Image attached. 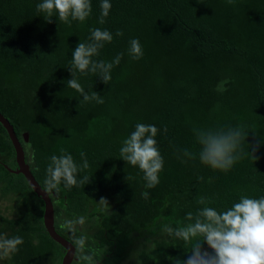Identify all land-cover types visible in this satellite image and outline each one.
<instances>
[{
	"label": "trees",
	"instance_id": "16d2710c",
	"mask_svg": "<svg viewBox=\"0 0 264 264\" xmlns=\"http://www.w3.org/2000/svg\"><path fill=\"white\" fill-rule=\"evenodd\" d=\"M39 2L0 0V112L14 125L41 185L50 157L60 149L77 165L83 163L80 153L86 154L89 168L77 179L88 176L89 182L71 189L61 183L52 197L57 229L70 240L73 231L85 236L84 250L103 255L94 257L96 264H157L155 259L173 264L196 242L177 238L175 230L195 223L200 209L225 210L241 196L264 197V143L255 154L251 146L264 141V0H110L104 24L101 0H91L84 22L70 24L55 17L47 22L36 10ZM93 28L113 36L110 43L101 42L94 61L112 62L123 53L108 84L100 68L75 74L102 104L83 102L67 87L74 78L72 50L79 42L95 43ZM131 39L140 41L139 59L128 53ZM137 123L158 129L164 167L151 189L138 166L120 156ZM237 127L246 134L240 159L227 171L201 163V137ZM0 160L2 195L21 202L18 215H0V233L23 238L0 264H62L65 250L44 225V200L23 174L6 167L18 165L1 122ZM127 175L133 179L127 181ZM101 197L109 203L101 205ZM200 198L208 202L200 204ZM81 216L84 225L66 227ZM149 243L153 252L147 251Z\"/></svg>",
	"mask_w": 264,
	"mask_h": 264
},
{
	"label": "clouds",
	"instance_id": "9594fccd",
	"mask_svg": "<svg viewBox=\"0 0 264 264\" xmlns=\"http://www.w3.org/2000/svg\"><path fill=\"white\" fill-rule=\"evenodd\" d=\"M111 7L110 0H101L100 24L105 23ZM36 10L43 13L44 19L49 23L55 17L58 21L70 24L71 21L77 20L84 22L91 14L92 5L91 0H40ZM90 33L95 43L79 42L72 50L70 64L74 78L67 81V87L80 93L83 96V102L95 100L102 104L104 101L98 93L92 92L88 95L85 92L81 83L75 78V74L76 72L87 74L89 71L96 73L97 68H100L103 73V82L108 84L112 79L111 69L114 65L120 64L123 53L118 54L112 62L94 61L92 57L98 54L99 48L104 46L101 42L110 43L113 36L110 31L100 28L90 29ZM116 34L122 33L118 31ZM128 53L133 59H139L142 56V46L138 39L129 41ZM157 133L158 129L155 125L137 123L135 130L123 140L120 148L121 158L127 164L138 166L143 172L145 187L149 189L159 184L158 174L164 167V160L155 139ZM245 135L244 129L237 127L230 129L226 134L202 136L200 139L202 147L199 151L201 163L213 169L229 170L240 159L238 150L242 152L241 142L245 139ZM261 143L264 141L251 144L253 154L258 151ZM60 153L50 157L45 170V179L41 186L48 195H52L53 191L58 193L61 183L65 188L71 189L78 184L84 185L90 179L88 176L77 179L79 171L89 168L85 153H80L82 165H77L73 156L65 149H60ZM33 158H35L34 152ZM125 179L129 181L133 177L127 175ZM148 195V192L143 193L145 199ZM207 202L205 198L198 200L200 204ZM99 203L106 205L109 202L107 198L101 197ZM186 218L192 220L193 214L188 212ZM85 219L81 216L75 220H68L66 227L73 229L76 224L84 225ZM162 228L169 236L173 235V229L167 224L162 225ZM175 236L185 242L193 239L196 242L185 256L174 259L173 264H264V197L257 199L241 196L239 202L225 210L203 207L199 210L195 223L177 228ZM199 238H202V241ZM22 243L23 238L20 236L8 237L0 233V259L16 252ZM71 244L75 246L73 257L77 264L82 262L96 264L93 255L84 252L85 236H76L73 231ZM205 244L207 248L204 247Z\"/></svg>",
	"mask_w": 264,
	"mask_h": 264
},
{
	"label": "water",
	"instance_id": "95a60500",
	"mask_svg": "<svg viewBox=\"0 0 264 264\" xmlns=\"http://www.w3.org/2000/svg\"><path fill=\"white\" fill-rule=\"evenodd\" d=\"M0 122L7 130L9 137L13 143L16 152V162L18 167L13 169L6 165V167L14 172V173H21L25 176L26 180L28 181L30 187L33 191L44 200L45 209H44V225L49 233V235L60 245L63 246L65 250V254L62 258V264H73L74 257L73 253L75 252V246L71 244V240L63 235L56 226V217H55V207L53 202V193L52 195H48L42 188L40 182L36 179L35 175L31 171L30 165L26 160L25 149L23 144L17 135L14 125L11 121L6 117L3 113L0 112ZM25 140L29 138V132H25ZM1 161V160H0Z\"/></svg>",
	"mask_w": 264,
	"mask_h": 264
},
{
	"label": "rangeland",
	"instance_id": "374dc122",
	"mask_svg": "<svg viewBox=\"0 0 264 264\" xmlns=\"http://www.w3.org/2000/svg\"><path fill=\"white\" fill-rule=\"evenodd\" d=\"M21 206V202L18 201L16 198H14L12 195H7V196H3L2 195V190L0 189V215H5V216H14V215H18L20 213L19 211V207ZM19 211V213H18ZM58 214V212H57ZM89 250V249H88ZM153 243H149L147 244V251L148 252H153ZM85 253L86 250H84ZM100 254V253H97ZM10 257V256H9ZM96 259H102L103 255H97L94 256ZM157 264H163L161 261L156 260ZM142 261H140V263H136V264H143L141 263Z\"/></svg>",
	"mask_w": 264,
	"mask_h": 264
}]
</instances>
